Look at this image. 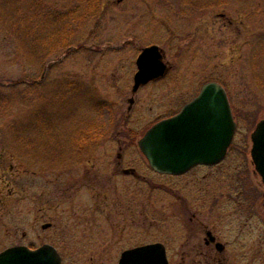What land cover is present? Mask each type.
<instances>
[{
	"label": "rangeland",
	"instance_id": "374dc122",
	"mask_svg": "<svg viewBox=\"0 0 264 264\" xmlns=\"http://www.w3.org/2000/svg\"><path fill=\"white\" fill-rule=\"evenodd\" d=\"M33 5L0 0V90L12 96L0 112V251L47 243L61 264H118L122 250L159 241L169 264H264V186L250 156L264 118V0H41L64 24L34 16L46 30L37 53L54 36L71 42L43 61L17 26L16 11L33 17ZM151 44L166 73L133 91L136 57ZM209 80L225 87L236 123L225 158L153 171L139 138ZM207 230L223 250L205 243Z\"/></svg>",
	"mask_w": 264,
	"mask_h": 264
},
{
	"label": "water",
	"instance_id": "95a60500",
	"mask_svg": "<svg viewBox=\"0 0 264 264\" xmlns=\"http://www.w3.org/2000/svg\"><path fill=\"white\" fill-rule=\"evenodd\" d=\"M162 57L155 44L141 48L135 60L133 91L165 74ZM235 128L225 88L217 81H208L176 113L153 123L139 138L138 147L155 171L181 174L196 164L221 161ZM250 139L251 159L264 184V118L257 122ZM262 197L264 207V190ZM60 263L57 249L47 243L35 248L18 244L0 251V264ZM118 264L169 263L164 244L150 242L123 250Z\"/></svg>",
	"mask_w": 264,
	"mask_h": 264
},
{
	"label": "trees",
	"instance_id": "16d2710c",
	"mask_svg": "<svg viewBox=\"0 0 264 264\" xmlns=\"http://www.w3.org/2000/svg\"><path fill=\"white\" fill-rule=\"evenodd\" d=\"M34 1V5L32 6V9H33V17L27 13H24L22 12L21 10H17L15 14H19V21L21 22L20 24H18L17 26L19 27L21 25V28H24L21 32L22 34V37L23 38H28L29 37V40L26 41L25 43H27V46L31 49L32 53H33V57L35 56L38 60H41L43 61L44 58L47 56V53L49 50H51L52 47H64L67 45V47H69L71 45V42L69 43V37L66 33L65 34H61L60 37H55L56 39L54 41L53 38L50 40V43H42L41 42V51L40 53H37L38 51V48H39V35L37 32H39V30L41 29L42 31L44 30L41 26H39L35 21H34V16H36L38 19H40V21H45V18L47 16H50L52 15L53 18L54 17H58V22L61 20V19H64L62 16H59V13L57 14L55 11H43V6L39 7V4H41V0H33ZM94 1H97V0H94ZM95 5V4H94ZM92 6V13L91 15L93 16L94 13H95V6ZM42 9V10H40ZM40 10V11H39ZM88 14L90 16V11L88 10ZM72 15H73V11H70L67 15L68 18H72ZM44 18V19H43ZM53 18H50V20L52 21H55ZM62 22V20H61ZM60 24V23H59ZM64 23L62 22L60 25H63ZM62 31V28L61 26L59 28H57V31L60 30ZM46 31V30H44ZM63 35V36H62ZM49 36V35H48ZM69 43V44H67ZM42 46H44V50L42 49ZM43 55V56H42ZM42 56V57H40ZM24 84V82H17L16 85H22ZM30 90H36L34 88H30ZM21 91H23V89H21ZM39 94V92L35 95L37 96ZM12 102V96L9 95V94H4L1 90H0V112H3L4 110H6V107H8ZM50 117L51 115H49L47 118L46 116L43 117V115L41 116V119L43 121H46V124H50L49 120H50ZM15 121L14 122H11L10 124L8 123V126H7V129L9 130L10 134L14 135L17 134V132L20 131V129H16L14 126H15ZM86 125H87V128H90L89 130L87 129H84L82 127L79 128V130L76 131L77 134H81V137H80V140L79 142H82V141H87L88 139H90V136H91V131H92V127L93 125L91 124L90 121H87L86 122ZM45 127L48 129L50 126H46ZM44 127V128H45ZM33 130V129H32ZM80 132V133H79ZM30 137V136H28ZM15 139H17L15 137ZM36 138H34L32 141H34ZM19 140L24 144H28V143H31L28 139L25 140V138H19ZM77 156H79L81 153H78L76 152Z\"/></svg>",
	"mask_w": 264,
	"mask_h": 264
},
{
	"label": "flooded vegetation",
	"instance_id": "af4514ba",
	"mask_svg": "<svg viewBox=\"0 0 264 264\" xmlns=\"http://www.w3.org/2000/svg\"><path fill=\"white\" fill-rule=\"evenodd\" d=\"M192 169V168H191ZM190 170V169H189ZM188 170V171H189ZM125 172H131V173H133L134 171L130 168H127V169H125L124 170ZM206 235H207V238L205 239V243H207V244H210V243H213L212 244V247L213 248H215V249H217V250H223L224 249V245L222 244L221 245V248H220V245H219V241L217 240V238H216V236L213 234V232L211 231V230H207L206 231ZM218 243V244H217ZM165 245V244H164ZM165 249H166V246H165ZM167 250V249H166ZM167 258H168V256H167ZM168 262H169V260H168Z\"/></svg>",
	"mask_w": 264,
	"mask_h": 264
}]
</instances>
